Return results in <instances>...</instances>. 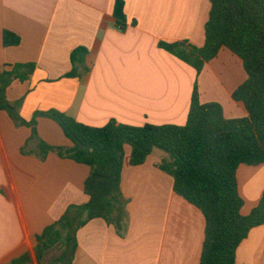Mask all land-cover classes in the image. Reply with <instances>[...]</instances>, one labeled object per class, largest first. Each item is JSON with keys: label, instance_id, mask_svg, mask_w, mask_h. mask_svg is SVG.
<instances>
[{"label": "crops", "instance_id": "0c3cea01", "mask_svg": "<svg viewBox=\"0 0 264 264\" xmlns=\"http://www.w3.org/2000/svg\"><path fill=\"white\" fill-rule=\"evenodd\" d=\"M115 1L0 0V67L35 65L29 80L14 81L6 91L23 119L54 110L92 128L111 120L135 127L185 125L196 71L158 44L203 47L208 0H121L125 31L116 28ZM5 31L19 37L18 46H4ZM76 51L82 52L72 60ZM73 71L75 76L66 77ZM246 79L241 61L221 49L197 78L199 101L219 104L226 119L244 118L232 94ZM36 132L32 140L30 128L16 126L0 111V264H39L36 237L69 206L88 201L87 166L55 152L41 158L39 141L73 146L60 126L39 118ZM126 148L120 180L126 234L119 236L102 219L91 220L76 232L73 257L58 264H200L205 219L158 168L164 152L152 151L144 164L132 167ZM236 180L241 214L248 216L264 194V164L241 165ZM63 252L57 244L41 264L59 261ZM235 262L264 264V225L249 232Z\"/></svg>", "mask_w": 264, "mask_h": 264}, {"label": "trees", "instance_id": "16d2710c", "mask_svg": "<svg viewBox=\"0 0 264 264\" xmlns=\"http://www.w3.org/2000/svg\"><path fill=\"white\" fill-rule=\"evenodd\" d=\"M210 11L204 26L205 43L201 48L187 42L159 43L158 48L196 71L191 103L185 125L117 124L111 120L102 128L77 123L54 110L35 112L27 121L19 114V104L7 100L6 91L14 81L25 82L35 70L33 64L0 67V111L6 112L18 127L31 129L38 139L37 120L56 122L73 146L53 148L39 141L41 158L55 152L89 168L83 192L86 204L69 206L59 220L36 237L39 264L45 252L62 245L59 261L73 257L78 229L95 219L112 226L119 236L128 229L126 200L120 190L125 146L131 148L129 165L144 164L157 148L164 152L158 168L174 181V192L197 207L205 219V234L200 264H236L235 254L249 232L264 225V194L248 216L241 214L236 172L241 166L264 164V0H208ZM116 28L125 31L124 3L113 7ZM133 24V23H132ZM20 39L3 33L5 47L18 46ZM229 50L242 63L246 81L232 94L243 105L246 117L226 119L217 103L201 104L197 78L205 63ZM82 51L72 54V60ZM75 76V71L66 77Z\"/></svg>", "mask_w": 264, "mask_h": 264}, {"label": "rangeland", "instance_id": "374dc122", "mask_svg": "<svg viewBox=\"0 0 264 264\" xmlns=\"http://www.w3.org/2000/svg\"><path fill=\"white\" fill-rule=\"evenodd\" d=\"M129 151H130V148H129V146H127V148H126V153H127V155H128V153H129ZM153 151H154V153H158V152L161 151V150L155 148ZM161 152H162V151H161ZM53 255H55V253H53ZM50 257H51V256H50Z\"/></svg>", "mask_w": 264, "mask_h": 264}]
</instances>
